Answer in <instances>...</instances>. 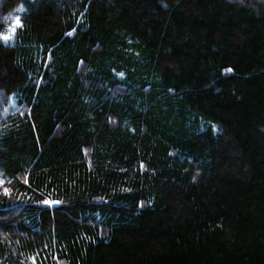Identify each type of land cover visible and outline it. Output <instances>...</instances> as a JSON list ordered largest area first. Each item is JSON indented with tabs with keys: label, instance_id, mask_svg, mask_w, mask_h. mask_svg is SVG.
<instances>
[{
	"label": "trees",
	"instance_id": "trees-1",
	"mask_svg": "<svg viewBox=\"0 0 264 264\" xmlns=\"http://www.w3.org/2000/svg\"><path fill=\"white\" fill-rule=\"evenodd\" d=\"M0 182V264H264V0H0Z\"/></svg>",
	"mask_w": 264,
	"mask_h": 264
},
{
	"label": "snow or ice",
	"instance_id": "snow-or-ice-1",
	"mask_svg": "<svg viewBox=\"0 0 264 264\" xmlns=\"http://www.w3.org/2000/svg\"><path fill=\"white\" fill-rule=\"evenodd\" d=\"M21 10H22V9H21ZM16 23H17V26H20V23H19V19H18V18H17ZM2 38H3L5 41H7V40L9 39V37H7V36H2ZM228 71H231V69H228ZM0 186H2V182H0ZM4 192H5V195H7V194H8V189L5 188V189H4ZM46 203H49V202L46 201Z\"/></svg>",
	"mask_w": 264,
	"mask_h": 264
}]
</instances>
